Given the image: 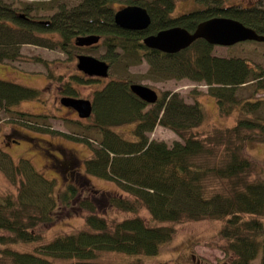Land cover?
<instances>
[{
	"label": "trees",
	"instance_id": "trees-1",
	"mask_svg": "<svg viewBox=\"0 0 264 264\" xmlns=\"http://www.w3.org/2000/svg\"><path fill=\"white\" fill-rule=\"evenodd\" d=\"M78 1L75 5L67 0H29L20 2L17 9L13 0H0V61L20 58L22 45L30 43L58 48L74 59L75 38L97 34L107 47L105 61L119 59L117 48L129 55L142 53L154 72L206 84L220 114L237 111V120L197 132L205 119L197 99L189 103L180 93L166 90L149 104L132 92L128 80L112 79L93 91L92 115L75 122L85 128L83 137H78L77 131L64 133L34 123L47 115L14 108L24 100L44 101L41 89L0 79V109L17 124L2 133L0 142L9 147L24 137V142L49 159L48 167L66 180L64 187L56 189L55 181L34 170L29 159L22 158V166L14 167L13 158L0 146V168L18 186L0 195V264H55L58 259L67 264H115L100 260L106 252L124 254V264H144V258L162 253L179 224L206 218L222 221L217 231L224 241L222 264H264V162L247 149L250 143H264V98L255 96L264 90V69L249 65L246 58L216 55L215 45L202 38L174 53L143 43L145 36L176 25L193 31L199 22L214 16L238 19L264 34V12L256 5L225 6L223 0H204L205 7L178 16L173 15L175 0H126L124 5H142L151 15L146 29L133 30L116 25L118 8L113 0ZM48 8L55 12L45 20L31 15ZM39 60L47 69L52 66L46 59ZM47 75L51 83L59 81L58 101L62 96H78L73 83L99 80L77 74L62 81L51 69ZM247 85L253 87L244 97L239 91ZM84 119L91 120L92 126H84ZM123 124L133 125L130 137L113 129ZM157 125L178 139L171 144L151 139L149 133ZM32 129L82 140L90 146L91 156L81 159L65 147L58 152L70 150L69 155H59L53 141L32 135ZM92 138L97 140L95 145ZM93 177L114 181L120 190H99ZM64 208L85 214L86 226L44 242V228L59 220ZM140 208L148 210L150 221L138 214ZM108 210L132 214L109 220L102 213ZM35 242L33 250L13 246ZM191 257L193 264H208Z\"/></svg>",
	"mask_w": 264,
	"mask_h": 264
},
{
	"label": "rangeland",
	"instance_id": "rangeland-1",
	"mask_svg": "<svg viewBox=\"0 0 264 264\" xmlns=\"http://www.w3.org/2000/svg\"><path fill=\"white\" fill-rule=\"evenodd\" d=\"M22 1L29 0H13L14 7L19 9V3ZM74 3L75 5L79 2L78 0H67ZM211 1V0H209ZM228 5H256L261 4L264 0H223ZM113 6L119 8L126 4V0H113ZM205 7L204 0H176L174 6L173 15H179L192 9H198ZM55 12L54 9H42L39 14L32 12L31 15L42 17L45 20L49 15ZM107 47L102 41L91 47L75 49V53L90 54L95 57L101 58L106 52ZM22 55L16 60H3L0 61V79L7 81H14L18 84L35 87L41 89L40 96L44 98V101L37 99H29L19 102L14 108L27 112L40 113L41 115H47L45 119L35 118L34 122L38 126H48L51 130L62 131L64 133H78L76 136L83 137L81 132L85 128L81 125H77L75 122L78 119V114L74 111L66 109L60 101L57 100L55 103L56 95H62L59 89L56 88L58 80L51 83L47 78V73H50V69L53 71V75L56 78L59 76L62 81L71 80L73 76L82 74L77 68V58L65 55L64 52L58 48L50 49L36 44H24L21 47ZM73 56H76V54ZM118 54L119 59L110 63L109 77L100 79L96 82L86 84L72 85L76 88L78 96L91 98L95 89L101 88L109 80H128L129 84L141 83L147 85L156 90L159 95L164 91L178 92L187 101L193 102L197 99L205 112V119L203 123L197 128V132H204L205 130L213 126H229L236 122L238 112L234 111L229 115H221L217 100L212 95L208 94L207 85L204 83H195L186 78L176 79L161 73L154 72L150 69L149 63L145 61L142 53L137 54H125L120 48L115 50ZM214 54L220 56H239L246 58L249 65L260 66L264 69V42H258L253 40L243 41L231 46H214ZM117 56V57H118ZM39 59H46L51 62V67L47 69L44 67V63ZM72 83V82H71ZM48 85V86H46ZM252 85H247L244 89L240 90L239 93L245 97L249 95L250 88ZM59 92V93H58ZM256 97L264 98V90L256 93ZM262 111H264V102L262 105ZM150 107V106H149ZM148 108V107H147ZM146 108V109H147ZM261 112V111H260ZM10 113H6L0 109V141L2 133L9 131L13 125H17L10 121ZM83 125L90 124L91 120H81ZM132 124H123L113 127L125 137L131 136ZM30 132V131H29ZM94 130L91 129V133ZM34 136L41 138H47L55 143L54 150L59 155H65L70 150L64 152H58L60 147L69 148L74 150L78 157L83 159L86 156H91L90 146L82 140H74L63 135L57 134V132L51 133L50 131H39L32 129L30 132ZM98 136L95 135L93 138ZM151 139L163 140L171 144L174 140L178 139V136L171 130L157 125L152 132L149 133ZM24 138V137H23ZM20 138L14 141L13 146L5 147L0 142V146L7 151L14 162V167H21V159H29L34 170L39 172L41 175L47 176L49 179L55 181V188L64 187L65 181L58 174H55L47 165L49 159L43 157L38 151L39 148L30 147V144L24 142L25 139ZM92 138V139H93ZM27 141V139H26ZM38 141V140H36ZM93 144L97 143L96 139H93ZM45 144H41L43 147ZM40 147V146H38ZM248 153L255 157L257 160L264 162V143H250L247 147ZM69 155V153H67ZM66 154V155H67ZM52 157V153L47 154ZM56 173H59L58 168H53ZM19 172V171H18ZM22 172H20L21 174ZM18 177V176H17ZM17 177L15 178L16 180ZM92 182L99 190L104 192L116 193L120 190L118 184L111 180H105L97 177L92 178ZM17 182H13L12 178L8 175L4 169L0 168V195H5L11 191L17 190ZM65 207V206H64ZM63 208V207H62ZM139 215L151 220L150 214L147 209L140 208L138 211ZM109 220H119L125 216H131L132 213H125L119 210H108L102 212ZM61 218L44 228L43 240L48 241L57 235L71 232L76 229L84 228L85 214H80L79 210L61 209ZM222 221L218 219H201L184 222L178 225V230L172 241L167 244L160 255L157 257L144 258L142 261L144 264H193L192 257H199L208 264H222L225 260V254L221 247L224 241L217 236V231L221 226ZM37 243H16L14 248L20 250H33ZM126 256L124 254L106 252L101 255L100 260L103 262L124 264ZM55 264H67L65 260H55Z\"/></svg>",
	"mask_w": 264,
	"mask_h": 264
},
{
	"label": "water",
	"instance_id": "water-1",
	"mask_svg": "<svg viewBox=\"0 0 264 264\" xmlns=\"http://www.w3.org/2000/svg\"><path fill=\"white\" fill-rule=\"evenodd\" d=\"M114 21L122 28L141 30L151 24V15L145 7L131 4L117 10L114 14ZM200 38L213 45L222 46L248 40L264 42L263 33L257 32L242 21L231 17L214 16L199 22L193 31L176 25L145 36L143 43L149 48L174 53L189 47ZM100 39V35L97 34L83 35L77 36L75 43L78 46H90L98 43ZM77 59V67L84 73L99 77L108 76L109 63L104 59L84 53L78 54ZM130 89L147 103H155L158 100L157 91L147 85L132 83ZM61 103L75 109L81 118L92 115L93 102L88 98L63 96Z\"/></svg>",
	"mask_w": 264,
	"mask_h": 264
},
{
	"label": "flooded vegetation",
	"instance_id": "flooded-vegetation-1",
	"mask_svg": "<svg viewBox=\"0 0 264 264\" xmlns=\"http://www.w3.org/2000/svg\"><path fill=\"white\" fill-rule=\"evenodd\" d=\"M223 5H225V6H227V4H225L224 2H223ZM228 6H230V5H228ZM256 7H257V9H259V10H261V11H263L264 12V2L263 3H261V4H256ZM231 46V45H230ZM56 100H58V97H57V95H56ZM73 111H74V113L75 114H77V112L73 109Z\"/></svg>",
	"mask_w": 264,
	"mask_h": 264
}]
</instances>
